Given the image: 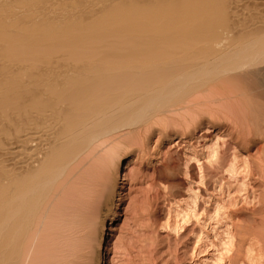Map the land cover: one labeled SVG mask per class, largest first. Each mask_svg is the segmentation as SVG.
I'll return each mask as SVG.
<instances>
[{
  "label": "bare ground",
  "instance_id": "1",
  "mask_svg": "<svg viewBox=\"0 0 264 264\" xmlns=\"http://www.w3.org/2000/svg\"><path fill=\"white\" fill-rule=\"evenodd\" d=\"M245 1L0 0V264L22 263L36 214L81 154L111 175L93 258L103 264L116 175L153 121L183 134L205 102H223L250 134L241 103L264 100V0Z\"/></svg>",
  "mask_w": 264,
  "mask_h": 264
},
{
  "label": "rangeland",
  "instance_id": "2",
  "mask_svg": "<svg viewBox=\"0 0 264 264\" xmlns=\"http://www.w3.org/2000/svg\"><path fill=\"white\" fill-rule=\"evenodd\" d=\"M244 98L253 125L249 135L244 126L245 135L237 134L242 113L236 120L223 102H205L201 122L189 131L178 134L155 120L126 148L116 175L115 211L106 219L103 264H203L205 258L208 264H264V100L257 107ZM87 159L83 153L68 166L39 209L21 264H94L111 175L105 172L103 180L90 172ZM177 210L181 216L174 219ZM227 228L238 233L237 240L223 236Z\"/></svg>",
  "mask_w": 264,
  "mask_h": 264
}]
</instances>
